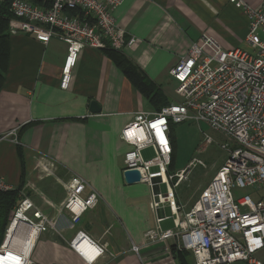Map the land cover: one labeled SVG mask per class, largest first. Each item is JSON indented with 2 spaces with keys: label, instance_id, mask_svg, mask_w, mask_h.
<instances>
[{
  "label": "crops",
  "instance_id": "1",
  "mask_svg": "<svg viewBox=\"0 0 264 264\" xmlns=\"http://www.w3.org/2000/svg\"><path fill=\"white\" fill-rule=\"evenodd\" d=\"M6 1L0 0V6ZM243 1L264 9V0ZM114 16L127 37L139 39L124 54L159 85L171 103L182 98L171 70L194 41L206 33L235 49L240 48L237 38L245 39L249 30V18L235 0H125ZM8 31L10 54L0 88V179L13 190L24 177L18 204L24 196L31 197L58 220L60 229V233L40 235L31 252L32 264L82 263L69 247L76 229L70 228L69 217L61 211L68 190L59 178L67 180L73 174L86 178L100 196L78 227L108 248L96 264H179L167 249L172 240L149 243L145 237L156 216L164 212L162 228L174 226V221L172 227L168 223L172 218L166 212L168 206L154 211L152 186L142 181L129 184L124 178L126 154L132 147L122 139V130L137 112H158L156 106L102 49L85 48L70 87L62 89L67 43L53 38L44 44L31 33L12 34L10 26ZM92 101L100 104V112L91 111ZM173 133L177 147L176 128ZM145 151L155 152L147 147L142 157ZM41 160L57 165L56 176L41 177L37 166ZM163 185L167 187L162 184L161 190ZM180 195L184 196L176 188L182 203ZM9 224L4 233L0 231V246Z\"/></svg>",
  "mask_w": 264,
  "mask_h": 264
},
{
  "label": "built area",
  "instance_id": "2",
  "mask_svg": "<svg viewBox=\"0 0 264 264\" xmlns=\"http://www.w3.org/2000/svg\"><path fill=\"white\" fill-rule=\"evenodd\" d=\"M40 1H11L10 32L31 33L44 44L53 38L67 43L62 89L70 87L73 69L85 48L104 49L109 44L123 51L139 41L134 36L127 37L114 16V10L125 0ZM235 4L249 18L245 41L252 50L225 49L215 37L204 33L171 70L181 100L158 112H137L121 133L132 147L126 154L124 170H139L141 181L151 186L156 179L160 191H153L152 209L168 206L174 221L172 228L164 229L160 224L163 218L156 216L154 226L146 231V240H172L179 249L192 253L193 264H264V198L254 200L249 194L234 193L247 186L256 190L264 186V39L259 37V30L264 33V9L253 8L243 0H235ZM171 122H204L230 140L221 145L227 153L224 163L189 210L178 201L176 188L195 163L168 174ZM147 147H153L156 155L145 160L142 150ZM37 166L41 177L56 173L54 162L41 160ZM63 184L69 196L61 211L69 217L70 228L76 229L69 247L80 256L81 264H96L108 248L78 227L86 212L98 205L100 196L80 175H72ZM162 184H167L166 193L161 190ZM11 189L7 181L0 179V191ZM30 231L34 242L15 248V236L27 241ZM50 231L60 233L58 220L40 209L31 197L24 196L0 246V264H32L35 242ZM167 249L171 246L167 245ZM133 250L139 249L134 246Z\"/></svg>",
  "mask_w": 264,
  "mask_h": 264
},
{
  "label": "rangeland",
  "instance_id": "3",
  "mask_svg": "<svg viewBox=\"0 0 264 264\" xmlns=\"http://www.w3.org/2000/svg\"><path fill=\"white\" fill-rule=\"evenodd\" d=\"M259 37L264 39V33L260 30ZM237 39L239 40L238 47L244 50H252L251 46L245 41V39ZM221 45L225 49H228L223 44ZM175 128L177 131L176 170L181 171L182 169L188 168L193 162L195 163L193 166H191L189 173L187 171L184 174L183 180L177 187V191L179 190V193L181 192L184 195H180V197L186 210H188L190 204L196 201L203 188L224 163L227 153L221 147V145H223V143H230V140L223 134L213 130L208 124L204 122L180 123L177 124ZM207 136L212 139L211 143L207 142ZM155 155V152H143V157L145 159H151ZM199 160L204 162L206 166L200 163ZM156 169L158 168H152V170ZM59 182L63 184V180L60 178ZM166 190V185H163L162 192L166 193ZM234 193L236 195L249 194L254 200H258L260 198H264V186H262L259 190H256L254 187L247 186L245 188L235 190ZM166 212L168 215H171V210L169 207L166 208ZM168 223L172 227L173 218L168 220Z\"/></svg>",
  "mask_w": 264,
  "mask_h": 264
},
{
  "label": "trees",
  "instance_id": "4",
  "mask_svg": "<svg viewBox=\"0 0 264 264\" xmlns=\"http://www.w3.org/2000/svg\"><path fill=\"white\" fill-rule=\"evenodd\" d=\"M12 0H7L6 3L0 6V88L4 80L7 63L10 54V38H9V21L12 18L10 12V3ZM33 3H40V0H31ZM111 57L119 67L123 70L126 76L130 79L132 84L147 98L151 104L156 106L157 111L163 107L171 104L168 98L163 93L162 89L152 79H150L137 65H135L123 51L113 49L109 44L102 49ZM177 124L170 123L169 136L172 141V158L170 166L168 167V174L176 173L177 147L175 144L174 129ZM22 178L20 186L13 190L0 191V231L5 232L10 223L11 211L17 206L19 200V192L25 181ZM4 241V240H3ZM2 241V243H3ZM1 243V244H2ZM171 250L175 255L179 264H193V256L190 251L181 250L177 245L172 244Z\"/></svg>",
  "mask_w": 264,
  "mask_h": 264
},
{
  "label": "water",
  "instance_id": "5",
  "mask_svg": "<svg viewBox=\"0 0 264 264\" xmlns=\"http://www.w3.org/2000/svg\"><path fill=\"white\" fill-rule=\"evenodd\" d=\"M91 111L94 113L101 111L100 104L97 101L91 102ZM124 178L127 183L134 184V183L141 182L142 176L139 170L135 168H129L127 170H124ZM158 179L160 181V178ZM152 189L154 190V192L160 191V188H159V185L157 184L156 179L152 181ZM162 217H165V213H163Z\"/></svg>",
  "mask_w": 264,
  "mask_h": 264
},
{
  "label": "bare ground",
  "instance_id": "6",
  "mask_svg": "<svg viewBox=\"0 0 264 264\" xmlns=\"http://www.w3.org/2000/svg\"><path fill=\"white\" fill-rule=\"evenodd\" d=\"M35 240V236L34 234L30 231V239H27L26 241V238L24 237H21L19 235L15 236V239H14V242H13V245L15 248H19L20 246H23V245H31ZM17 242V243H15ZM26 242H29V243H26Z\"/></svg>",
  "mask_w": 264,
  "mask_h": 264
},
{
  "label": "snow or ice",
  "instance_id": "7",
  "mask_svg": "<svg viewBox=\"0 0 264 264\" xmlns=\"http://www.w3.org/2000/svg\"><path fill=\"white\" fill-rule=\"evenodd\" d=\"M130 135H131V133H130Z\"/></svg>",
  "mask_w": 264,
  "mask_h": 264
}]
</instances>
